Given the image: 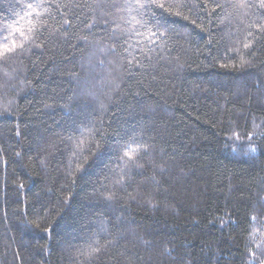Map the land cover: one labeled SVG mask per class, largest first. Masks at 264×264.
I'll use <instances>...</instances> for the list:
<instances>
[{"label": "trees", "instance_id": "16d2710c", "mask_svg": "<svg viewBox=\"0 0 264 264\" xmlns=\"http://www.w3.org/2000/svg\"><path fill=\"white\" fill-rule=\"evenodd\" d=\"M182 2L137 46L123 0H0V264H264V9Z\"/></svg>", "mask_w": 264, "mask_h": 264}, {"label": "snow or ice", "instance_id": "6c2138e0", "mask_svg": "<svg viewBox=\"0 0 264 264\" xmlns=\"http://www.w3.org/2000/svg\"><path fill=\"white\" fill-rule=\"evenodd\" d=\"M229 6L233 9H246L253 7V5L247 3L246 0H237V2L232 3ZM43 7L44 5L41 2H29L26 4V8L30 11H28L26 15L31 17L35 14L37 17L42 18L43 14L38 12L37 9H41ZM115 7L125 13V15L119 18V22L116 23V26L112 30L113 36L117 39V41H119L121 36H125L135 38L137 46L145 44L155 46L158 42H163L165 37L168 36V25L170 21L164 13L179 17L182 15L185 5L182 0H172L171 3H168L167 0H123L122 4L115 5ZM259 7L264 9V0H259ZM216 8L223 11L225 5L217 4ZM172 9H175V11H171ZM157 10H163V12L158 13ZM21 19H23V17H21ZM38 26L39 21L36 25H31L30 22V27L27 29L28 34L20 28L13 29L12 25H6L5 29L9 31L10 35L19 33L24 40H28L30 38L29 34H34ZM260 27L261 26L257 25V31L260 30ZM249 35H251V33H249ZM250 46L251 45L248 43L243 45L246 49ZM23 48L24 45L18 44L16 39L13 38L9 40V36H4L3 42H0V59L7 58L15 54L17 51H22ZM131 48L132 45L129 44V48L125 49V51H128L129 56H132V59L129 60L130 64L133 60H135V56H133L132 52L129 51ZM149 50L151 51V49ZM236 139L239 140L238 133L236 134ZM248 139H252L251 134ZM238 147L243 148V145H238ZM142 151L146 154V146L138 144L135 138H133L128 144H125L122 157L125 166L141 167L140 154ZM233 151H235V149H233ZM248 152L255 153L256 148L254 146H249Z\"/></svg>", "mask_w": 264, "mask_h": 264}]
</instances>
